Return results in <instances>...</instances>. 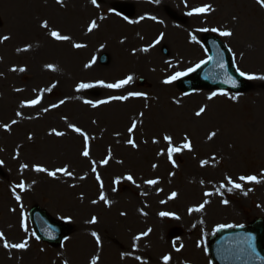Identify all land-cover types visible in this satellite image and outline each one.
Returning <instances> with one entry per match:
<instances>
[{
	"label": "rangeland",
	"instance_id": "obj_1",
	"mask_svg": "<svg viewBox=\"0 0 264 264\" xmlns=\"http://www.w3.org/2000/svg\"><path fill=\"white\" fill-rule=\"evenodd\" d=\"M206 4L212 11L188 15ZM44 21L48 28L40 26ZM92 21L97 26L89 32ZM213 28L233 35L221 36ZM53 30L70 40H55L49 35ZM206 35L224 44L238 73L264 76V7L256 0H97L96 5L91 0H0V38L9 37L0 42V233L9 243H28L26 249H6L0 241V264H91L94 257L97 264H165V255L167 264H212L207 247L216 231L264 220V80L243 76L248 86L239 94H183L176 82L194 71L163 82L206 61ZM127 76L132 80L119 89L98 83ZM81 82L93 87L76 91ZM129 92L145 95L109 100ZM37 97L36 106H20ZM85 100L109 102L93 108ZM201 107L205 112L197 117ZM133 121L137 127L129 134ZM68 123L90 137V157L80 155L83 137ZM54 128L65 135L55 136ZM212 132L216 135L209 140ZM166 134L175 146L185 136L191 142L192 151L173 154L176 167L168 160ZM109 149L111 159L102 165ZM93 161L100 181L91 171ZM22 164L29 167L21 169ZM33 165L48 170L67 165L73 176L52 178ZM129 174L134 183L125 179ZM241 175L259 182L239 181ZM226 177L241 188L229 191ZM147 179L158 183L148 185ZM21 182L24 191L15 187ZM172 192L177 196L169 199ZM205 201L203 210L189 213ZM32 208L67 225L58 246L36 239ZM92 217L95 223L89 222Z\"/></svg>",
	"mask_w": 264,
	"mask_h": 264
},
{
	"label": "water",
	"instance_id": "obj_2",
	"mask_svg": "<svg viewBox=\"0 0 264 264\" xmlns=\"http://www.w3.org/2000/svg\"><path fill=\"white\" fill-rule=\"evenodd\" d=\"M203 44L208 53L207 63L180 81L178 88L184 93L196 89L244 92L247 83L235 73L222 44L213 37H204ZM105 60L102 57L101 63ZM30 221L37 238L51 246H57L68 233L66 226L53 222L38 208L31 210ZM208 252L213 264H264V221L257 220L247 228L218 231L210 240Z\"/></svg>",
	"mask_w": 264,
	"mask_h": 264
},
{
	"label": "snow or ice",
	"instance_id": "obj_3",
	"mask_svg": "<svg viewBox=\"0 0 264 264\" xmlns=\"http://www.w3.org/2000/svg\"><path fill=\"white\" fill-rule=\"evenodd\" d=\"M57 2H61V0H57ZM92 4L93 5H96L97 3V0H91ZM158 2V0H157ZM257 4H259L261 7H264V0H256ZM212 11V8H211V5H204L202 7H199V8H195L193 9L191 12L188 13V15H193V14H202V13H207V12H210ZM154 19V17H153ZM42 28H48V23L47 21H44L41 25H40ZM96 22L95 21H92L89 25H88V31L91 32L95 27H96ZM201 31H208V29H201ZM211 31L213 32H217L219 31L218 29L216 28H213L211 29ZM49 35L54 38L55 40L57 41H67V40H70V37L67 36V35H61V33L59 31H51L49 33ZM162 35L161 34V38H162ZM219 35L221 36H225V37H230L233 35V33L231 31H219ZM9 37L8 36H3L2 38H0V42L2 41H6L8 40ZM156 43H159V38L156 40ZM74 47L76 48H80V47H83V45L81 44H75L73 45ZM24 51H27L28 49L25 48L23 49ZM143 51L147 52L148 51V48H144L142 49ZM203 63V61L201 62ZM91 65L90 64H86L85 67H90ZM46 67L50 70H53L55 71V68L53 65L49 64V65H46ZM200 67V64H197L194 68H189L187 70V72H177L175 73L173 76H171L170 78L164 80L163 82L165 84H168V83H171L173 80H176L178 79L179 77L181 76H184V75H187L188 72H193L196 70V68H199ZM220 67L223 68L224 65L223 64H220ZM20 71V72H24L26 71L25 68H20V69H16V68H12L11 71ZM237 71H239V69H237ZM240 76H244L246 79H249V80H252V79H261V80H264V76H255V75H250V74H246L244 72H239ZM132 80V76H127L126 78L124 79H121L119 81H117L116 83H104L103 81H99L98 83L100 85H102L103 87H106V88H110V89H119V88H122L124 85L128 84L130 81ZM235 83V81H233V84ZM53 87H55V85H53ZM93 87L92 84H88V83H83L81 82L80 84H78L76 86V91H80L82 89H87V88H91ZM17 91H19V89H17ZM48 91H51V89H48ZM145 95L144 93H140V92H129L127 96H112L109 98V100H126L128 99L129 96H135V97H139V96H143ZM216 93H212L211 96L208 97L209 100H211L213 98V96H215ZM40 97H37L35 99H28L26 101H22L21 102V107H34L36 106L37 104L40 103ZM232 99H235V97H232ZM109 100H99V101H96V102H93L91 100H85L84 103L86 104H89L91 107L93 108H96L98 107L100 104H104V103H108ZM60 104H64L65 101L64 100H61L59 102ZM59 105L57 104H53L51 105L52 108H56L58 107ZM44 111H48L47 108L44 109ZM205 112V108L201 107L199 109V111H197L195 113V115L197 117H200L203 113ZM17 116H20L21 113L20 112H17L16 113ZM141 115H143L141 113ZM66 119V118H65ZM13 124L16 123L15 120L12 121ZM67 127L69 129H71L73 132L79 134L80 136L83 137V149L80 153L81 156L85 157V158H88L90 157V145H89V139L90 137L87 135V133L85 131H83L80 127L76 126L75 124L73 123H68L67 124ZM137 127V124L135 121L132 122L131 126L127 129L128 133L129 134H132L134 132V130L136 129ZM3 128L7 131L9 129V125L8 124H4L3 125ZM52 134H54L55 136H63L65 135V133L63 132H60V131H57L55 128L52 129ZM118 135V134H117ZM216 135L215 132H212L209 134L208 136V139L211 140L214 136ZM29 139H32L31 136H29ZM163 140L166 142L167 144V156H168V160L173 164V167H176L177 165L175 164V161L172 159L173 157V154L174 153H177V152H181L183 151L184 149H187L188 151H192V146H191V142L190 140H188V137L185 136L184 137V143L181 145V146H175L173 144V138L172 136L170 135H164L163 136ZM127 143L129 145H131L133 148H136L137 147V144L135 143V141L132 139V138H129L127 140ZM153 143H159V141H157L156 139H153ZM164 154V150L162 149L158 155H163ZM111 159V150L109 149V154L108 156H106L102 161H101V164L102 165H107L109 163V160ZM118 162H122V161H118ZM0 163H2V161H0ZM201 166H204V164L206 163V161H201ZM29 165L28 164H22L21 165V169H26L28 168ZM33 170L36 171V172H43V173H46L49 177H52V178H56L57 176V173H60L62 174L63 176H68V177H71L73 176V172L69 170V167L67 165H64L62 167H58V168H55L54 170H48L47 168L43 167V166H40V165H33ZM153 168H156L157 165L153 164L152 165ZM91 171L93 173H97V169H96V162L93 161L92 162V168H91ZM170 175H173L172 173H170ZM79 179L83 180L85 179L84 176H81L79 177ZM96 179L97 181H100V176L99 174L97 173L96 174ZM125 179H127L128 181H132L133 183L135 182L133 180V177L132 175H127L125 177ZM227 183L229 185H231V188L229 189V191H231L232 189H240L241 188V184L240 183H236L233 181V179L231 177H226L225 178ZM239 181H245V182H259L257 180V177L256 176H244V175H241L237 178ZM114 183H119V178H117L116 180L113 181ZM145 183L148 184V185H155L158 183V180L156 179H147L145 180ZM15 187H18L21 191H24L25 190V186H24V183L21 182L20 184L16 185ZM101 187H102V183H101ZM220 187H225L224 184H221ZM113 191H115V189H113ZM250 191V189H249ZM205 195H210V193H205ZM177 196V193L176 192H172L169 199H172V198H175ZM15 199L17 201L20 200V196L19 195H15ZM100 199L101 200H104L105 203H108V201L106 200L105 196L103 193H101L100 195ZM92 203H96V201H92ZM207 201H205L204 203L198 205L196 208H189L188 211L189 213L193 212V211H201L203 210L204 208V204H206ZM222 203L224 204H227L228 201L227 200H224L222 201ZM122 215H124V213H121ZM161 216H169V215H172L170 213H167V212H161L160 213ZM178 218V217H177ZM90 223H95L96 222V217H92L91 221H89ZM21 227L25 229V231L27 230L25 228V225H24V222L23 220L21 221ZM220 227H233L232 225H221ZM238 227H243V225H238ZM150 231V230H149ZM143 235H147V233H143ZM92 236L96 238V242L97 244L99 245L100 244V238L99 236L97 235L96 232H93L92 233ZM136 239H139V237H136ZM0 241H3V247L6 248V249H26L27 246H28V243H27V240H23L19 243H9L5 237H4V234L3 233H0ZM180 249L177 248L176 251H179ZM137 259H140L139 257H137ZM163 260L165 262V264H167V262L170 260V256H167L165 255L163 257ZM91 264H97V258L94 257L91 261Z\"/></svg>",
	"mask_w": 264,
	"mask_h": 264
}]
</instances>
